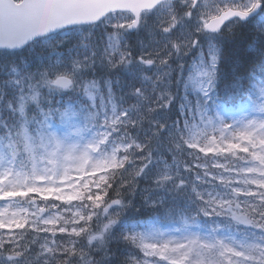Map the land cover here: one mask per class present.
<instances>
[{
    "label": "snow or ice",
    "instance_id": "6c2138e0",
    "mask_svg": "<svg viewBox=\"0 0 264 264\" xmlns=\"http://www.w3.org/2000/svg\"><path fill=\"white\" fill-rule=\"evenodd\" d=\"M0 264H264V0H0Z\"/></svg>",
    "mask_w": 264,
    "mask_h": 264
},
{
    "label": "trees",
    "instance_id": "16d2710c",
    "mask_svg": "<svg viewBox=\"0 0 264 264\" xmlns=\"http://www.w3.org/2000/svg\"><path fill=\"white\" fill-rule=\"evenodd\" d=\"M248 41L245 36H239L236 41V46L240 52H244L247 49Z\"/></svg>",
    "mask_w": 264,
    "mask_h": 264
}]
</instances>
